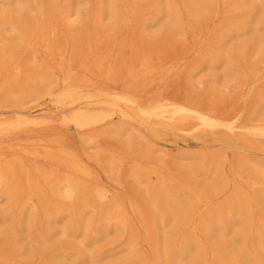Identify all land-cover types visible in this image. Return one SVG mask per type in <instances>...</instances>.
<instances>
[{"label": "bare ground", "instance_id": "obj_1", "mask_svg": "<svg viewBox=\"0 0 264 264\" xmlns=\"http://www.w3.org/2000/svg\"><path fill=\"white\" fill-rule=\"evenodd\" d=\"M179 46L199 50L189 80L219 68L243 88L264 66V0H0V264H264V161L244 153L264 154V84L245 121L170 95ZM43 90L54 120L31 105ZM180 134L224 145L229 170L220 151L151 157L149 138Z\"/></svg>", "mask_w": 264, "mask_h": 264}, {"label": "rangeland", "instance_id": "obj_2", "mask_svg": "<svg viewBox=\"0 0 264 264\" xmlns=\"http://www.w3.org/2000/svg\"><path fill=\"white\" fill-rule=\"evenodd\" d=\"M199 50L191 49L185 46H179L178 48L174 49L171 52L173 57H182L181 63L178 64V69H180V74L171 78L170 82L167 84L166 93L173 95V96H183L186 97L188 95L193 96L194 100L201 101L203 105L210 106L208 104V100L210 102L211 99L215 100V109L227 116L229 118L233 116L234 112H240L242 114V120L245 121L251 115V110L253 104L255 103L256 97L255 93L263 87L264 84V66H259L257 68V74L253 77L249 78L246 82V85L243 88H238L235 86L237 84L235 82L234 77L228 75L226 78H221L222 76V69L214 68L212 70L203 72L196 76L193 79H188L186 76V70L196 57ZM52 86H48L51 88ZM49 90H43L40 93L34 102L31 105H38L34 108V112L37 114H44L46 117L50 119H56L59 117V112L56 107L51 102L47 92ZM14 107H9L6 111H4L5 115L13 114ZM49 134L54 135L55 137H65V144L69 146L71 149H78L81 148V139H80V132L75 129H70L68 131L55 127L50 129ZM151 143L149 144L150 147V155L152 158H157L160 156H167L168 162L170 165L176 163V165L186 164L188 161L182 158L177 159L176 156L180 152H190V153H199L202 151H207L209 153H214L220 151L224 145L216 143V142H209L207 145L202 143H198L191 135L188 134H180L177 136H166L162 137L161 139H153L149 138ZM121 140V139H120ZM102 144L105 148H111L114 150L122 151V144L115 140L113 135H107L105 138L102 139ZM232 146V145H231ZM88 147V146H87ZM230 149H241L240 147L233 146ZM88 153L94 152L93 148L88 147ZM221 152V151H220ZM220 160L223 162L225 168L224 171H228L230 167V162L226 160V154L221 152ZM246 156L254 157L256 160L264 161V154L261 152H253L244 150ZM231 154V152H229ZM231 157V156H230ZM135 157H131L128 160V167L133 164ZM145 162V160H144ZM88 165L92 168L94 173L100 179V182L105 185L109 190L114 193L118 194H127V189L125 187L116 186L113 181H111L102 165L96 163L95 161H87ZM151 166L158 167L159 163L155 160L149 163ZM126 169V170H127ZM153 180V179H152ZM131 188V187H130ZM223 194H219L215 197V203H220L224 199ZM6 202H0V210L1 208L6 205ZM214 239L220 241L224 246H230L233 240L232 234H224L220 236L215 234ZM69 241L68 237L60 236L57 239L56 246H67ZM34 245V244H33ZM35 246V245H34ZM145 249L147 251L150 250V246L146 245ZM231 249V247L229 248Z\"/></svg>", "mask_w": 264, "mask_h": 264}]
</instances>
